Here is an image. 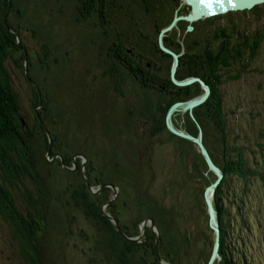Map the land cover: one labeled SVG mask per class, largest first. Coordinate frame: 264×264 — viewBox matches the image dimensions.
<instances>
[{
  "label": "trees",
  "instance_id": "1",
  "mask_svg": "<svg viewBox=\"0 0 264 264\" xmlns=\"http://www.w3.org/2000/svg\"><path fill=\"white\" fill-rule=\"evenodd\" d=\"M72 1L79 3V13L86 18L89 11L84 0ZM85 1L96 11L91 13L94 20L106 10L109 16L116 17L125 5L120 0ZM173 1L149 0L150 4L144 6L146 11L151 8L152 35L135 17L125 20V32H137L138 40L134 45L126 42L124 53L114 59L146 94L141 103L131 102L119 126L108 119L103 137L88 146L87 139L96 135L90 127L73 128L70 124L68 129L62 125L64 129L54 131L57 122L53 119L50 96L44 82L38 79L32 83L34 107L40 109L36 108L33 122L25 120L6 65L11 58L24 68V73L32 70L29 47L21 39L24 24L12 21L14 9L23 13V8L18 0H0V217L10 229L11 242L23 264H54L52 247L62 252L66 246L64 238L76 233L70 226L72 221L79 220L78 214L89 225L88 230L82 224L76 227L79 235L89 246L95 245L104 264H195L198 259L197 264H207L215 233L210 226L207 232L203 228L197 231L195 226L204 225L203 216L209 224L205 190L217 175L196 142L172 132L166 121L175 102L192 99L205 91L199 81L177 85L171 77L173 56L160 47L161 31L172 23L181 6L179 3L174 7ZM181 21L188 24L178 41L164 37L165 45L180 54L176 76L199 77L209 84L212 93L205 103L193 109L194 116L189 111H179L173 114L172 121L176 128L195 136L202 129L203 141L214 162L225 172L214 195L221 226V258L215 264H240V257L247 263L240 251L246 232L256 221L251 214L250 199L256 196L252 188L256 183L264 185V132L253 140L255 148L251 151L248 135L241 141L233 137L221 85L243 77L258 56L264 30H241L228 15L206 18L201 21L202 26L193 24V30L188 29L191 23L187 20H180L177 27ZM109 23L106 20L100 24L106 40L112 30L105 28ZM128 41H132L131 37ZM142 125L148 126L147 143L136 136L141 140L137 142L132 136L126 146H116L115 129L136 132ZM165 144L173 146V163L170 176L154 192L156 158L159 159L155 145L160 148ZM81 155L86 156V161ZM109 183L118 186L116 197L113 188L106 186ZM92 187L98 191L94 192ZM103 211L114 216L129 237L139 236L142 222L154 218L159 230L158 250L157 237L150 226L142 240H129ZM202 246L205 250L200 255ZM94 261L99 263L90 254L89 264Z\"/></svg>",
  "mask_w": 264,
  "mask_h": 264
},
{
  "label": "rangeland",
  "instance_id": "2",
  "mask_svg": "<svg viewBox=\"0 0 264 264\" xmlns=\"http://www.w3.org/2000/svg\"><path fill=\"white\" fill-rule=\"evenodd\" d=\"M18 1L23 8V13H17L14 9L16 13L12 16V21L20 20L18 22L24 24L21 28V39L29 47L32 70L28 74L24 73V68L11 58L6 65L13 78L14 89L19 95L21 113L27 122H33L35 112L40 109L36 107V110L34 107L35 95L32 83L33 80L38 79L44 82L50 96L48 99L53 108V119L57 122V125L53 126L54 131L68 129L70 124L73 128L90 127L91 132L96 135L94 138L89 137L87 144L94 145L95 140L103 137V129L108 119L119 126L123 117L125 119L131 102L141 103L145 97V90H142L139 84L135 83L125 70H122L120 63L114 57L123 53L126 42L134 45L138 40L137 32L131 34L125 32L123 25L126 19L135 17L142 23L144 30L152 35V18L149 14L151 8L150 11L144 9V6L150 4L149 0L148 2L120 0L124 1L125 5L117 12L116 17L109 16L110 12L106 10L98 20H94V15L91 13L96 14V11L87 6L85 0L84 7L89 11L86 12V18L79 13V3L72 0ZM173 3L174 7L181 3L177 10L178 15L191 11L186 0H175ZM120 6L117 5V8ZM254 9L253 12L230 11L214 17L222 18L228 15L233 24L241 30L251 28L263 31L264 3ZM106 20L110 23L105 25V28L112 29L108 40L104 38L103 28L100 27V24ZM202 20L206 21V18L191 24L202 26ZM95 21L97 24L94 25ZM187 24L181 21L174 31H168L165 36L173 37L178 41L180 32L184 34ZM119 26L122 29H119ZM128 37H131V42L128 41ZM24 64V67L27 66L26 62ZM221 91L233 137L241 141L248 135L251 141L248 148L251 151V148H255L253 140L258 138L259 132H264V42L259 48L257 58L251 62L243 77L240 80L225 82L221 85ZM142 110H145V107ZM109 116L111 118H108ZM120 131L115 129L116 146H126L132 136L133 140L134 137L137 139V142L144 140L147 143L150 140L148 126L142 125L136 132L128 129ZM106 142L110 143L108 139ZM135 146L138 148L136 144ZM155 147V156H159V159L156 158L157 176L153 187L154 192L159 190L170 176L173 163L170 155L172 144H165L160 148L155 145ZM138 153L136 152V155ZM144 155L141 154L142 158L145 157ZM47 156L50 155L47 154ZM252 189L255 190L256 196L250 199L251 214H254L256 221L250 226L251 231L246 232L245 242L240 251L245 254L247 263L240 257L238 260L240 264H264V185L256 183ZM78 218L79 222H71L73 225L70 226L71 230H76V233L64 238L66 246L63 247L62 252L56 250L55 246L52 247L54 264H85L89 261L90 254L95 255L99 261V263L94 261L92 264H104L100 258L101 254L95 251V245L91 246L92 243H89V246L79 235L77 228L82 224L88 230V221L86 225L83 215L78 214ZM191 220L195 221L192 215ZM206 220L207 218L203 216L204 225L200 226L198 223L195 230L200 231L203 228L204 232H207L209 224ZM9 230L0 217V264H23L17 254L18 249L11 242ZM59 234L63 236L62 233ZM204 250L205 246H202L200 255ZM199 261L200 259L196 260L195 264Z\"/></svg>",
  "mask_w": 264,
  "mask_h": 264
},
{
  "label": "water",
  "instance_id": "3",
  "mask_svg": "<svg viewBox=\"0 0 264 264\" xmlns=\"http://www.w3.org/2000/svg\"><path fill=\"white\" fill-rule=\"evenodd\" d=\"M186 2L188 4L193 5L192 11L187 15L176 16L174 18V20L172 21V23L161 31L160 36H159V43H160V47L162 48V50H164L167 53L172 54V56H173L174 60H173L172 71H171V77H172L173 81L177 85H180V86L188 85V84L194 83L195 81H199L205 91L200 96L194 97L192 99H189L186 101L175 102L170 107V109L168 111L166 121H167L168 128L172 132H174L175 134H177L179 136H182L184 138H187V139H190V140L196 142V144L200 148L201 152L203 153V155H204V157H205V159L209 165V168L211 170H213L214 173L217 175L216 181L214 183H212L211 185H209L205 190V200H206V203L208 206V212H209V226L215 233V241H214L212 253H211V256H210L207 264H215L221 258V256H220L221 226H220V216H219L218 210L214 206V195H215V191H216L217 187L219 186V184L222 182V180L225 177V172L223 171V169L219 165H217L214 162L207 146L205 145V143L203 141L202 129H200L199 135L195 136V135H193L187 131L180 130V129L176 128L173 124V121H172V115L177 111H189L193 115V109L198 107L199 105L205 103L208 100V98L210 97V95L212 93V89L209 86V84H207L203 79H201L199 77H190V78H185V79H178L177 78L176 74H177L178 68L180 66V54L175 52L174 50L170 49L169 47H167L165 45L164 37H165V34L168 31H170L174 26H176L180 20H187L190 23H192V22L198 21L202 18L209 17V16L219 14V13H227L230 11H238V10H242V11L243 10H251V9L255 8L256 6H258L259 4H263L264 0H232V3H229L228 0H186ZM188 29L193 30L194 25L190 24L188 26ZM199 128H201L200 124H199ZM48 153H50V150L48 151ZM81 156H83V158H85V161H86V156H84V155H81ZM106 186L113 188V190H114L113 197H116L118 195V192H119L118 186H116L112 183H109ZM92 189H93V187H92ZM93 190H94V192L98 191L96 189H93ZM103 212L106 216L111 218V220L116 224L119 232H121L129 240L140 241L141 238L146 234V227L149 225L157 237L156 249L158 250V247H159V244H158L159 230L156 226L154 218L148 217L142 222V224H141V231L142 232L139 236L129 237L128 235H126L121 230V228L119 226V222L114 216H112L111 214H109L105 211H103Z\"/></svg>",
  "mask_w": 264,
  "mask_h": 264
},
{
  "label": "flooded vegetation",
  "instance_id": "4",
  "mask_svg": "<svg viewBox=\"0 0 264 264\" xmlns=\"http://www.w3.org/2000/svg\"><path fill=\"white\" fill-rule=\"evenodd\" d=\"M124 49H125V47H123V53H124ZM122 60H124V59H122ZM122 60H121V61H122Z\"/></svg>",
  "mask_w": 264,
  "mask_h": 264
},
{
  "label": "snow or ice",
  "instance_id": "5",
  "mask_svg": "<svg viewBox=\"0 0 264 264\" xmlns=\"http://www.w3.org/2000/svg\"><path fill=\"white\" fill-rule=\"evenodd\" d=\"M229 3H232V0H228Z\"/></svg>",
  "mask_w": 264,
  "mask_h": 264
},
{
  "label": "bare ground",
  "instance_id": "6",
  "mask_svg": "<svg viewBox=\"0 0 264 264\" xmlns=\"http://www.w3.org/2000/svg\"><path fill=\"white\" fill-rule=\"evenodd\" d=\"M191 6V8H193V5L192 4H189Z\"/></svg>",
  "mask_w": 264,
  "mask_h": 264
}]
</instances>
